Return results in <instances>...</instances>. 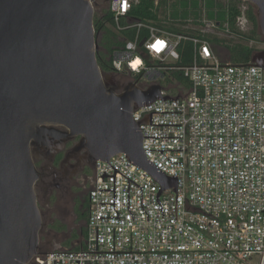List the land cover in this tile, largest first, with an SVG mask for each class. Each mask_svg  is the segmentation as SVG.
Instances as JSON below:
<instances>
[{"label":"built area","instance_id":"2783aa9c","mask_svg":"<svg viewBox=\"0 0 264 264\" xmlns=\"http://www.w3.org/2000/svg\"><path fill=\"white\" fill-rule=\"evenodd\" d=\"M207 1L156 0L157 19L148 21L133 13L140 0L92 1L94 19L106 5L97 17L121 42L111 53L113 74L143 90L161 84L170 96L137 108L133 118L153 112L152 124L139 122L142 135L172 136L143 137V149H182L144 150L167 176H178L177 220L174 187L158 202L161 184L121 152L109 159L124 174L116 171L115 208L100 204L114 203V190H100L114 188V176H101L114 168L98 160L83 244L39 250L26 264H264V68L219 58L205 36L230 34V25L209 17ZM246 23L243 8L237 24ZM183 40L194 44L189 65L181 63ZM126 176L143 187V207L142 189L130 181L128 209Z\"/></svg>","mask_w":264,"mask_h":264},{"label":"water","instance_id":"95a60500","mask_svg":"<svg viewBox=\"0 0 264 264\" xmlns=\"http://www.w3.org/2000/svg\"><path fill=\"white\" fill-rule=\"evenodd\" d=\"M92 1L0 0V264H26L39 251L42 220L30 146L49 124L64 125L81 135L82 147H87L96 161L109 163L113 155L126 153L161 184L158 202L163 190L174 187L177 220L178 176H167L144 150L163 154V150L182 149H143V137L172 136L142 135L139 122L152 124L153 112L140 120L133 118L137 108L170 96L162 95L161 84L143 90L132 83L122 93L108 86L114 74L105 73L98 62ZM240 1L256 7L264 42V0ZM252 63L264 68V50L254 54ZM110 165L114 174L104 171L101 176L103 180L114 176V188L100 190H114V203L100 204H114L115 208L119 170ZM127 178L129 209V184L134 181ZM138 186L143 207V187ZM161 209L164 218L162 204ZM110 217H119V213Z\"/></svg>","mask_w":264,"mask_h":264},{"label":"flooded vegetation","instance_id":"af4514ba","mask_svg":"<svg viewBox=\"0 0 264 264\" xmlns=\"http://www.w3.org/2000/svg\"><path fill=\"white\" fill-rule=\"evenodd\" d=\"M132 83L130 78L113 75L108 86L122 93ZM42 131L44 134L33 139L30 146L37 170L34 192L42 220L40 244L72 248L76 239L86 237L89 192L97 161L87 147H82L83 137L68 127L49 124Z\"/></svg>","mask_w":264,"mask_h":264},{"label":"trees","instance_id":"16d2710c","mask_svg":"<svg viewBox=\"0 0 264 264\" xmlns=\"http://www.w3.org/2000/svg\"><path fill=\"white\" fill-rule=\"evenodd\" d=\"M155 1L156 0H140L139 4L135 7L133 11L135 17L137 19L145 21L157 19L156 13L152 10L154 8ZM217 1L219 0L207 1V5L210 10V18L216 17L222 21H228L230 25V34H232L235 38L240 37L248 41H262V35L258 26L256 7L252 3L243 2L240 0H226L224 3H220ZM242 4L246 6L245 13L248 22L252 26L249 32L241 30L240 27L237 25V17L241 15L243 10ZM215 9L217 10L216 13L214 11ZM107 18H109L108 14ZM94 25L96 33L101 32L102 35L101 40L99 41L100 48L97 54L99 65L105 73L113 74L111 53L113 51V47L121 43L118 39V34L111 27L102 23L98 19V17H95ZM175 30L181 31L180 29ZM135 33L136 29L130 31L129 33H127V35H129V37H133ZM143 33L146 34L147 31L145 30ZM186 33H189L191 35H197V32L193 30H189ZM205 38L212 43L214 51H217L218 47H226L228 49L227 59H224L223 61H230L232 63H248L252 61V58L255 53V48L243 44L244 41H241L240 43L231 44L227 43V40L225 39H219L217 36L206 35ZM179 52L181 55V63L183 65H189L193 62L194 44L191 40L181 41L179 46ZM174 75L180 80H182L185 84L190 86V81H188V79H186L182 74H180V72H175Z\"/></svg>","mask_w":264,"mask_h":264},{"label":"rangeland","instance_id":"374dc122","mask_svg":"<svg viewBox=\"0 0 264 264\" xmlns=\"http://www.w3.org/2000/svg\"><path fill=\"white\" fill-rule=\"evenodd\" d=\"M225 1L226 0H219L217 2L224 3ZM105 7H106V5L99 6L97 8V10H100V11L97 13L96 17L97 16H100L101 14L104 13V10L106 9ZM242 8L246 9V6L244 4H242ZM238 26L240 27L241 30L246 31V32H249L250 29L252 28V26H251V24L249 22L246 23L245 26H241V25H238ZM209 35L217 36L219 39H225V40H227V43H231V44H233V43H240L241 41H244L243 44L248 45V46H252L253 48H255V53L256 52H259L261 50H264V42H263V40L262 41H258V40L248 41V40H245V39L240 38V37H238V38L236 37L235 38L232 34H227V33L222 32V31H219L218 33H213V34L212 33H209ZM96 36H97V42L99 44V41L101 40V37H102L101 32L96 33ZM99 48H100V45H99ZM215 53L219 56L220 59L224 60V59H227L228 49L226 47H221V48L218 47L217 48V51H215ZM115 76L117 78H127V77H122L120 75H115ZM164 84H165V86H167V85L170 84V81L165 80L164 81ZM76 240H78V239H76ZM53 249H55L53 247V245H51V246H45L43 243H41L39 245V250H41V251H49V250H53Z\"/></svg>","mask_w":264,"mask_h":264},{"label":"crops","instance_id":"0c3cea01","mask_svg":"<svg viewBox=\"0 0 264 264\" xmlns=\"http://www.w3.org/2000/svg\"><path fill=\"white\" fill-rule=\"evenodd\" d=\"M84 242V239H78L76 241L73 242V246H71L72 248H79Z\"/></svg>","mask_w":264,"mask_h":264}]
</instances>
